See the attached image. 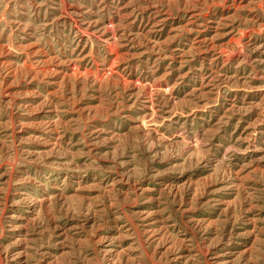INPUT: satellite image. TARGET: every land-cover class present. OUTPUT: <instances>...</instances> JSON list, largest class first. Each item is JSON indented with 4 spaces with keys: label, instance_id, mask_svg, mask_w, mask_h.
<instances>
[{
    "label": "rangeland",
    "instance_id": "rangeland-1",
    "mask_svg": "<svg viewBox=\"0 0 264 264\" xmlns=\"http://www.w3.org/2000/svg\"><path fill=\"white\" fill-rule=\"evenodd\" d=\"M0 264H264V0H0Z\"/></svg>",
    "mask_w": 264,
    "mask_h": 264
}]
</instances>
